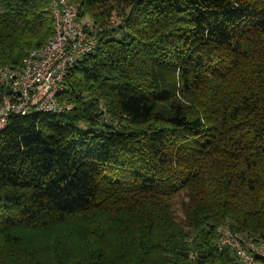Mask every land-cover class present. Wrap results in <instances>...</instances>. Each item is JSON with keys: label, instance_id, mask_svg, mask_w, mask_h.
<instances>
[{"label": "trees", "instance_id": "1", "mask_svg": "<svg viewBox=\"0 0 264 264\" xmlns=\"http://www.w3.org/2000/svg\"><path fill=\"white\" fill-rule=\"evenodd\" d=\"M73 1L100 31L70 109L0 131V264H242L217 229L264 238V0ZM53 33L50 0H0V67Z\"/></svg>", "mask_w": 264, "mask_h": 264}, {"label": "built area", "instance_id": "2", "mask_svg": "<svg viewBox=\"0 0 264 264\" xmlns=\"http://www.w3.org/2000/svg\"><path fill=\"white\" fill-rule=\"evenodd\" d=\"M50 12L54 21L51 39L42 48L28 52L19 68L0 67V85L5 91L0 104V131L11 115L69 110V106L57 102L64 90V77L71 66L96 48L100 27L81 13L78 2L50 0ZM217 233L218 248H230L242 264H262L264 238L232 233L228 224L220 226Z\"/></svg>", "mask_w": 264, "mask_h": 264}, {"label": "rangeland", "instance_id": "3", "mask_svg": "<svg viewBox=\"0 0 264 264\" xmlns=\"http://www.w3.org/2000/svg\"><path fill=\"white\" fill-rule=\"evenodd\" d=\"M121 20L120 16L118 15L117 9L113 10L108 18L107 23L109 26H111V22H113V25L119 24V21ZM121 36V32H117L115 37ZM187 195L185 193H180L174 200L172 201V211L175 219L182 223L184 220V212L185 207L187 204Z\"/></svg>", "mask_w": 264, "mask_h": 264}, {"label": "water", "instance_id": "4", "mask_svg": "<svg viewBox=\"0 0 264 264\" xmlns=\"http://www.w3.org/2000/svg\"><path fill=\"white\" fill-rule=\"evenodd\" d=\"M7 94H10V91L9 90H7V92H6Z\"/></svg>", "mask_w": 264, "mask_h": 264}]
</instances>
